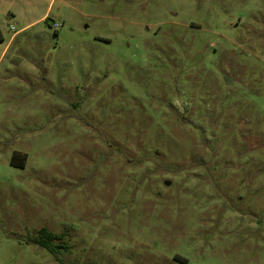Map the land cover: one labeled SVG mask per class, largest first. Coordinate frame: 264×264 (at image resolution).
Masks as SVG:
<instances>
[{"label":"rangeland","instance_id":"obj_1","mask_svg":"<svg viewBox=\"0 0 264 264\" xmlns=\"http://www.w3.org/2000/svg\"><path fill=\"white\" fill-rule=\"evenodd\" d=\"M42 228L65 264H264V0H0V264H60Z\"/></svg>","mask_w":264,"mask_h":264},{"label":"trees","instance_id":"obj_2","mask_svg":"<svg viewBox=\"0 0 264 264\" xmlns=\"http://www.w3.org/2000/svg\"><path fill=\"white\" fill-rule=\"evenodd\" d=\"M62 236L50 232L47 228L40 230L39 238L35 240V243L41 248L49 251L60 264L65 262L60 257V250L64 247L60 244H55L56 240H59Z\"/></svg>","mask_w":264,"mask_h":264},{"label":"built area","instance_id":"obj_3","mask_svg":"<svg viewBox=\"0 0 264 264\" xmlns=\"http://www.w3.org/2000/svg\"><path fill=\"white\" fill-rule=\"evenodd\" d=\"M60 28L59 25H55V29L58 30Z\"/></svg>","mask_w":264,"mask_h":264}]
</instances>
